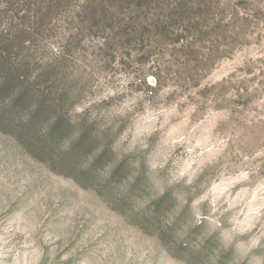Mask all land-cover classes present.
I'll list each match as a JSON object with an SVG mask.
<instances>
[{"label": "rangeland", "instance_id": "1", "mask_svg": "<svg viewBox=\"0 0 264 264\" xmlns=\"http://www.w3.org/2000/svg\"><path fill=\"white\" fill-rule=\"evenodd\" d=\"M158 1L76 25L92 77L60 140L0 132V264H264V0Z\"/></svg>", "mask_w": 264, "mask_h": 264}, {"label": "trees", "instance_id": "2", "mask_svg": "<svg viewBox=\"0 0 264 264\" xmlns=\"http://www.w3.org/2000/svg\"><path fill=\"white\" fill-rule=\"evenodd\" d=\"M102 1L0 0V132L31 154L45 152L77 123L68 114L90 84L94 52H82L83 39L72 40ZM165 1L148 19L173 20L176 2ZM185 21L195 27V18ZM84 142L82 134L74 148Z\"/></svg>", "mask_w": 264, "mask_h": 264}]
</instances>
